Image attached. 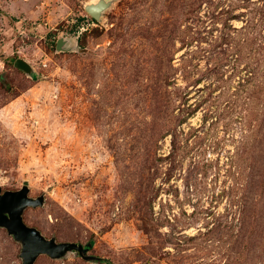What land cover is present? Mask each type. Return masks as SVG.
<instances>
[{
    "label": "rangeland",
    "instance_id": "obj_1",
    "mask_svg": "<svg viewBox=\"0 0 264 264\" xmlns=\"http://www.w3.org/2000/svg\"><path fill=\"white\" fill-rule=\"evenodd\" d=\"M25 187L23 224L86 249L33 264H264V0H0V191ZM22 249L0 226V264Z\"/></svg>",
    "mask_w": 264,
    "mask_h": 264
},
{
    "label": "water",
    "instance_id": "obj_2",
    "mask_svg": "<svg viewBox=\"0 0 264 264\" xmlns=\"http://www.w3.org/2000/svg\"><path fill=\"white\" fill-rule=\"evenodd\" d=\"M104 10L103 4H96L86 7V12L94 19L98 20L100 13ZM68 41L61 40L57 42V50L63 52ZM14 67L20 71L32 74L30 66L18 59L14 63ZM41 200H31L27 198V188H23L17 192L0 191V226L7 229L15 240L21 242L23 249L21 258L23 264H33L35 259L40 255L56 258L60 252L77 250L80 253L86 249L76 247L72 244H55L51 240H45L36 230L26 227L21 219V212L28 206H39Z\"/></svg>",
    "mask_w": 264,
    "mask_h": 264
},
{
    "label": "trees",
    "instance_id": "obj_3",
    "mask_svg": "<svg viewBox=\"0 0 264 264\" xmlns=\"http://www.w3.org/2000/svg\"><path fill=\"white\" fill-rule=\"evenodd\" d=\"M85 252H82L81 255L84 256Z\"/></svg>",
    "mask_w": 264,
    "mask_h": 264
}]
</instances>
